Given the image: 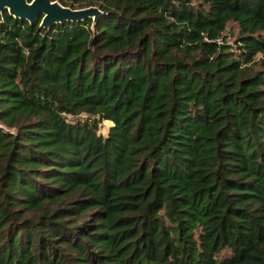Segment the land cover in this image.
Segmentation results:
<instances>
[{"label": "trees", "instance_id": "obj_1", "mask_svg": "<svg viewBox=\"0 0 264 264\" xmlns=\"http://www.w3.org/2000/svg\"><path fill=\"white\" fill-rule=\"evenodd\" d=\"M56 1L1 13L0 264H264V0Z\"/></svg>", "mask_w": 264, "mask_h": 264}, {"label": "water", "instance_id": "obj_2", "mask_svg": "<svg viewBox=\"0 0 264 264\" xmlns=\"http://www.w3.org/2000/svg\"><path fill=\"white\" fill-rule=\"evenodd\" d=\"M3 10L14 18L24 19L32 24L38 16L39 26L48 27L63 21H79L91 18L92 23L101 14L96 6L69 8L56 0H0V21Z\"/></svg>", "mask_w": 264, "mask_h": 264}, {"label": "rangeland", "instance_id": "obj_3", "mask_svg": "<svg viewBox=\"0 0 264 264\" xmlns=\"http://www.w3.org/2000/svg\"><path fill=\"white\" fill-rule=\"evenodd\" d=\"M225 40L224 44L228 46V50L232 52V54L236 55L237 48L235 47L236 44L233 42V39L236 35V27L234 24L229 23L225 30ZM111 125V123L107 120H101L98 124L97 133L101 135H105L107 132L108 127Z\"/></svg>", "mask_w": 264, "mask_h": 264}, {"label": "built area", "instance_id": "obj_4", "mask_svg": "<svg viewBox=\"0 0 264 264\" xmlns=\"http://www.w3.org/2000/svg\"><path fill=\"white\" fill-rule=\"evenodd\" d=\"M214 41L217 43L220 41V38H216Z\"/></svg>", "mask_w": 264, "mask_h": 264}]
</instances>
